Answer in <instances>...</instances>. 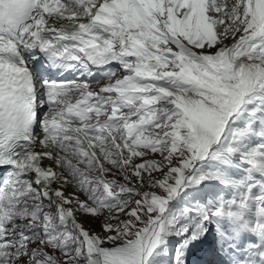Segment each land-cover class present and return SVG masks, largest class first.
<instances>
[{
	"label": "snow or ice",
	"instance_id": "snow-or-ice-1",
	"mask_svg": "<svg viewBox=\"0 0 264 264\" xmlns=\"http://www.w3.org/2000/svg\"><path fill=\"white\" fill-rule=\"evenodd\" d=\"M0 169V264H264V0H0Z\"/></svg>",
	"mask_w": 264,
	"mask_h": 264
},
{
	"label": "rangeland",
	"instance_id": "rangeland-1",
	"mask_svg": "<svg viewBox=\"0 0 264 264\" xmlns=\"http://www.w3.org/2000/svg\"><path fill=\"white\" fill-rule=\"evenodd\" d=\"M93 87H97L96 84L92 85ZM173 203H175V201H173ZM85 226L87 228H90L93 231H99V227H98V223L91 220V219H85L84 220ZM174 237H169L168 240L172 241L174 240ZM206 244H203L201 246V248L194 250L192 253H188L186 250L184 252V256H183V261L184 264H194V259L190 260V258L192 256H196V254H199L201 256L206 255V264H221L222 262H224L225 257H224V252L221 251L220 246H218V249H215L213 253H208L209 248L206 249ZM162 247L168 249L167 244L162 245ZM175 254V248H171L167 250V257H165L164 259H161V257H157V261L159 262V264H170V260L168 258H170L171 256H173ZM191 254V256H190ZM214 254V255H213ZM214 257H215V262H214ZM195 258V257H193ZM220 260L219 263H216V261Z\"/></svg>",
	"mask_w": 264,
	"mask_h": 264
},
{
	"label": "bare ground",
	"instance_id": "bare-ground-1",
	"mask_svg": "<svg viewBox=\"0 0 264 264\" xmlns=\"http://www.w3.org/2000/svg\"><path fill=\"white\" fill-rule=\"evenodd\" d=\"M47 163V162H46ZM2 174V173H1ZM68 191H71V189L69 188Z\"/></svg>",
	"mask_w": 264,
	"mask_h": 264
}]
</instances>
